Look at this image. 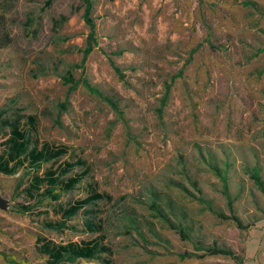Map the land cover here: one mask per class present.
<instances>
[{"label":"rangeland","instance_id":"374dc122","mask_svg":"<svg viewBox=\"0 0 264 264\" xmlns=\"http://www.w3.org/2000/svg\"><path fill=\"white\" fill-rule=\"evenodd\" d=\"M89 2L84 18L81 0H0L10 37L0 48V108L34 115L39 140L85 161L87 175L61 205L85 196L87 184L111 198L79 210L67 223L75 231L55 233L16 212L21 197L10 194L22 171L0 174V264H42L34 235L89 239L78 232L85 219L101 221L110 264H238L222 255L180 259L194 242L264 264V197L250 178L256 171L264 187V0ZM86 19L95 41L81 61ZM66 72L113 105L81 84L69 89ZM223 181L230 210L252 222L247 229L196 199L192 183L228 213ZM151 200L187 240L154 215Z\"/></svg>","mask_w":264,"mask_h":264},{"label":"trees","instance_id":"16d2710c","mask_svg":"<svg viewBox=\"0 0 264 264\" xmlns=\"http://www.w3.org/2000/svg\"><path fill=\"white\" fill-rule=\"evenodd\" d=\"M81 1L84 4L83 16L85 18L90 9V2L89 0ZM86 21L89 23V31L85 38V46L82 49L81 61L91 51L95 41L93 25L89 20L86 19ZM9 42L10 37L4 28V20L0 16V48L7 46ZM110 63L112 65L111 61ZM112 67L115 72L119 71L114 65ZM61 81L63 84H69V89L81 84L90 94L102 98L111 106L113 105L108 98L102 96L85 79H74L70 72H66L61 77ZM66 155L70 159L63 158ZM43 165L46 166L41 168ZM19 170L22 172L14 181L10 194L12 196L14 193H18L21 197V202L16 203V212L38 217L41 227L56 233H61L66 229L75 231V226L67 223L79 210L84 209L86 205L92 204L97 200L105 199L109 201L111 199L108 194L98 192L90 184H87V194L85 196L75 199L66 205H61L58 202L61 194L73 189L87 175L88 167L85 161L80 157H73L63 145H54L48 141L39 140L36 135V118L34 115L13 112L11 116H6V110L0 108V174L13 175ZM219 177L224 180V174H219ZM250 178L260 188L264 197V187H262L258 179L257 172L252 171ZM192 186L197 193L196 199L205 205L218 219L229 220L238 229H247L252 225V222L243 223L230 210L231 200L228 197L224 181L221 191L229 208L228 213L213 209L210 202L200 195V190L197 188L196 183H192ZM55 202L57 204L53 206L51 203ZM149 207L154 212V215L164 220L168 227L174 230L181 239H188L182 228L163 213L153 200L150 201ZM82 225L83 228L78 232L93 233L94 236L89 239L67 240L64 243H55L36 233L33 241V250L37 257L43 258L42 264H81L75 262L78 258L96 259L100 263L110 264L109 260L103 258V255L109 253V249L102 241L101 221L98 219H85ZM211 255L226 256L238 264L242 261V257L229 248L214 244L203 245L196 242L192 244V251H184L178 254V257L180 259L203 258Z\"/></svg>","mask_w":264,"mask_h":264},{"label":"crops","instance_id":"0c3cea01","mask_svg":"<svg viewBox=\"0 0 264 264\" xmlns=\"http://www.w3.org/2000/svg\"><path fill=\"white\" fill-rule=\"evenodd\" d=\"M54 232V231H53ZM56 233V232H55ZM34 237H35V235H34ZM34 237H33V241H34ZM48 239H50V240H52L53 242H55V243H58V242H60V243H64V242H66L67 240H56V239H54V238H48ZM71 241H73V240H71ZM75 241V240H74ZM39 258V257H38ZM39 259H43V258H39ZM90 261H92V259L91 260H87V259H81V258H78V259H76L75 260V262H77V263H81V264H85V263H90V264H92Z\"/></svg>","mask_w":264,"mask_h":264}]
</instances>
